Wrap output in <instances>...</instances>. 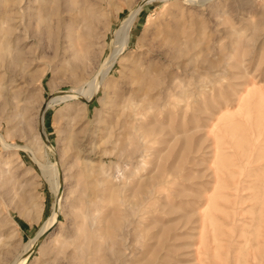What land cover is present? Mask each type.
I'll use <instances>...</instances> for the list:
<instances>
[{"label": "rangeland", "instance_id": "1", "mask_svg": "<svg viewBox=\"0 0 264 264\" xmlns=\"http://www.w3.org/2000/svg\"><path fill=\"white\" fill-rule=\"evenodd\" d=\"M143 1L0 0V264H264V0L146 3L59 98Z\"/></svg>", "mask_w": 264, "mask_h": 264}, {"label": "bare ground", "instance_id": "2", "mask_svg": "<svg viewBox=\"0 0 264 264\" xmlns=\"http://www.w3.org/2000/svg\"><path fill=\"white\" fill-rule=\"evenodd\" d=\"M155 1L168 2V1H178V0H144L140 5H138L134 9H132V12L129 15V18L126 19L123 23H121L119 30L116 33H114V45H115V47H114V51H113L112 55L107 59L106 63H104V65L102 66L100 75L94 77L93 80L89 83L88 90L87 91H76V92H72V93L69 92L70 94L69 93L64 94V96H60L59 98L70 99V98H73L74 96L79 95V94H88L89 95L88 100L90 101L97 95V92H98L99 88L101 87V85L103 83V79L107 75L108 71L112 68V66L116 62L117 58L121 54H123V51L128 46L129 30H130L132 21L135 19L136 15L142 9V6L144 4L152 3ZM202 1H204V0H202ZM193 2H200V0H185L184 3L192 5ZM5 24H7V22L5 20H2L1 24H0V32L3 33L4 37H5V35L8 34V32H6V29L4 28ZM0 46L2 47L3 44ZM3 57L4 56H2V58ZM52 98L46 102L45 108H48L50 105H52L54 103H57V102L50 101V100H52ZM45 138H43V141L47 144V141ZM47 146H49L50 148L52 147L51 145H48V144H47ZM41 167H42L43 175L48 179L49 183L52 185V189L55 190L58 194L57 203L55 205L54 214L52 216L53 218L56 217V219H57V215L59 213V207H60V200L62 198V193H63L62 187H61V182L59 183V181L56 180L57 170H56L55 164L51 163V164L41 165ZM50 222H51V218H49V220L45 223V225L38 232L36 237L29 240L23 246V253L18 257V259L16 260V262L14 264H25L27 262V260L31 256L33 250H36L35 248L43 241L44 237L47 234H49L50 229H51Z\"/></svg>", "mask_w": 264, "mask_h": 264}]
</instances>
